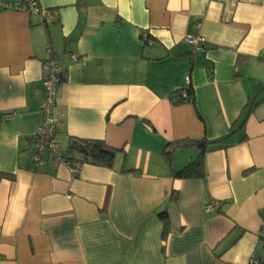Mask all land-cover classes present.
I'll use <instances>...</instances> for the list:
<instances>
[{
	"label": "crops",
	"instance_id": "1",
	"mask_svg": "<svg viewBox=\"0 0 264 264\" xmlns=\"http://www.w3.org/2000/svg\"><path fill=\"white\" fill-rule=\"evenodd\" d=\"M38 1L49 24L0 11V264H264V0ZM51 57L61 149L104 142L113 167L31 161ZM202 150L205 179H175Z\"/></svg>",
	"mask_w": 264,
	"mask_h": 264
},
{
	"label": "built area",
	"instance_id": "2",
	"mask_svg": "<svg viewBox=\"0 0 264 264\" xmlns=\"http://www.w3.org/2000/svg\"><path fill=\"white\" fill-rule=\"evenodd\" d=\"M5 9H15L18 11H26L29 13L39 14L41 17H43V20L45 23L49 24L54 20L53 13L49 10L44 9L41 5H39L38 0H29L28 2H12V3H3L0 0V11ZM145 36L148 38L147 35ZM144 41V40H143ZM144 41V42H145ZM187 43L192 46L193 52H201L206 47V39L202 36H189L186 38ZM154 40H149V45H153ZM78 56H73V61H78ZM43 72H42V78H43V96L41 99V106H40V112L43 114L46 118L42 123L39 125V127L34 132V135L32 137L34 142V148L32 149L31 153V161L35 163H40L48 156L54 157L58 162H61L65 164L67 167L70 168V170L77 174V172L80 170L83 163L81 161H78L74 158H69V156H66L63 152V149H61V143L58 140L57 135V120L54 117L53 109L57 105L58 101V92H59V86L64 83V81L67 79V74L65 69L62 68V65L60 64V60L56 57H51V59H48L43 62ZM186 83L187 88H185L182 91H179L176 95H181L183 99H188L190 96L187 94V89L189 86H191L190 83V77H186ZM14 114L6 115L4 121L9 120L13 118ZM220 202H215V204H208L205 206V211L212 212L216 211L220 207ZM249 264H261V261H259V258L256 253H254L253 257L250 260Z\"/></svg>",
	"mask_w": 264,
	"mask_h": 264
},
{
	"label": "trees",
	"instance_id": "3",
	"mask_svg": "<svg viewBox=\"0 0 264 264\" xmlns=\"http://www.w3.org/2000/svg\"><path fill=\"white\" fill-rule=\"evenodd\" d=\"M146 32H143L141 37L145 41ZM148 38L146 37V41L144 42V46H150L149 40L154 39L153 36L147 33ZM179 92V91H178ZM177 94V93H176ZM187 94L190 96V98L183 99L181 95L175 96L177 100H175V104H183L186 102L194 103L195 96L192 94V87L189 86L187 89ZM173 98V101L175 99ZM198 145L200 146L199 142ZM204 145V144H203ZM66 156H69V158H74L78 161H81L83 164H94L101 167H113L114 164V156L115 151L108 147L104 142L98 141V140H86L82 138H71L68 148H67ZM173 148H171L169 151L166 152V156L170 157ZM204 150L201 151L199 154L200 156L190 162L187 166H185L181 170H177L174 172V178L175 179H190V178H196V179H205L206 177V167H205V154ZM11 176H5L0 172V180L7 179ZM166 213L160 214V217H162L163 221L165 222V226L167 225L168 217H166ZM261 264H263L261 262Z\"/></svg>",
	"mask_w": 264,
	"mask_h": 264
},
{
	"label": "water",
	"instance_id": "4",
	"mask_svg": "<svg viewBox=\"0 0 264 264\" xmlns=\"http://www.w3.org/2000/svg\"><path fill=\"white\" fill-rule=\"evenodd\" d=\"M199 147H203V145L202 144H200V146Z\"/></svg>",
	"mask_w": 264,
	"mask_h": 264
}]
</instances>
